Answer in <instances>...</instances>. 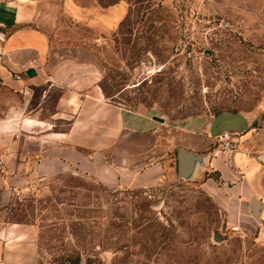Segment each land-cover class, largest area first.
<instances>
[{
	"label": "rangeland",
	"instance_id": "374dc122",
	"mask_svg": "<svg viewBox=\"0 0 264 264\" xmlns=\"http://www.w3.org/2000/svg\"><path fill=\"white\" fill-rule=\"evenodd\" d=\"M17 1L48 36V67L68 69L73 88L98 85L112 103L172 124L239 110L264 127V0ZM60 89L49 88L44 114ZM53 121L68 127V118ZM228 121L213 131L240 125ZM171 133L127 135L128 147L159 145L157 180L138 187L105 185L74 165L36 167L35 154L21 165L25 136L1 142L14 154H0V240L30 237L35 264H264V207L230 223L223 179L209 169L180 177Z\"/></svg>",
	"mask_w": 264,
	"mask_h": 264
},
{
	"label": "crops",
	"instance_id": "0c3cea01",
	"mask_svg": "<svg viewBox=\"0 0 264 264\" xmlns=\"http://www.w3.org/2000/svg\"><path fill=\"white\" fill-rule=\"evenodd\" d=\"M49 54L48 36L29 23L25 4L0 0V89L4 91L0 95V143L14 142L19 134L25 136L21 165L30 161L27 155L35 154L36 167L74 165L108 186L151 185L161 168L155 161L159 153L157 139L149 144L132 142L130 146H134L128 147L127 135L156 137L160 128L168 126L176 147L181 145L202 154L190 177L209 169L223 179L218 193L230 223L252 213L253 196L262 203L260 208L264 207V161L259 157L264 145L257 144L258 135L264 142V127L256 125V112L223 110L209 119L195 116L172 124L164 117L154 118L156 114L147 108L112 103L98 85L73 88L64 78L69 75L68 69L48 67ZM30 67L34 75L26 73ZM54 85L61 88L55 109L44 114V101ZM36 92L38 101L33 104ZM221 117L228 122L240 121V125L227 123L213 131ZM57 118H68V127L58 128L53 121ZM224 130L239 133L238 146L232 152L217 151L212 145L214 135ZM29 142L33 150L27 147ZM0 154L3 161H8L14 152L7 144L0 146ZM11 161L16 162L14 158ZM35 252L33 240L24 234L13 233L0 240V264H35Z\"/></svg>",
	"mask_w": 264,
	"mask_h": 264
},
{
	"label": "water",
	"instance_id": "95a60500",
	"mask_svg": "<svg viewBox=\"0 0 264 264\" xmlns=\"http://www.w3.org/2000/svg\"><path fill=\"white\" fill-rule=\"evenodd\" d=\"M26 73L29 75H34L35 70L33 68H28ZM154 118L158 120H163L162 116L155 115ZM259 157L264 161V153L259 154ZM202 159L201 153H195L191 150L186 149L185 147L179 145L176 148V171L180 177H190L192 170L194 168L195 162H198ZM262 203L259 198L253 196L251 199V211L254 216L258 215V211Z\"/></svg>",
	"mask_w": 264,
	"mask_h": 264
},
{
	"label": "built area",
	"instance_id": "2783aa9c",
	"mask_svg": "<svg viewBox=\"0 0 264 264\" xmlns=\"http://www.w3.org/2000/svg\"><path fill=\"white\" fill-rule=\"evenodd\" d=\"M239 133L234 130H224L214 135V141L218 144V151L232 152L238 146L237 136Z\"/></svg>",
	"mask_w": 264,
	"mask_h": 264
},
{
	"label": "trees",
	"instance_id": "16d2710c",
	"mask_svg": "<svg viewBox=\"0 0 264 264\" xmlns=\"http://www.w3.org/2000/svg\"><path fill=\"white\" fill-rule=\"evenodd\" d=\"M220 112V111H219ZM218 113V112H217Z\"/></svg>",
	"mask_w": 264,
	"mask_h": 264
}]
</instances>
